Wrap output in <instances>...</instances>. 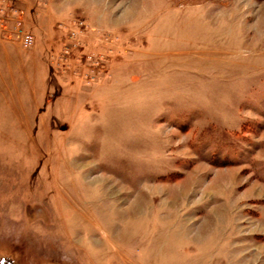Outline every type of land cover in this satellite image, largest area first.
Here are the masks:
<instances>
[{"label":"rangeland","instance_id":"obj_1","mask_svg":"<svg viewBox=\"0 0 264 264\" xmlns=\"http://www.w3.org/2000/svg\"><path fill=\"white\" fill-rule=\"evenodd\" d=\"M3 5L0 254L264 264V0Z\"/></svg>","mask_w":264,"mask_h":264},{"label":"built area","instance_id":"obj_2","mask_svg":"<svg viewBox=\"0 0 264 264\" xmlns=\"http://www.w3.org/2000/svg\"><path fill=\"white\" fill-rule=\"evenodd\" d=\"M5 11H6V9H5V5H3V0H0V14L5 13ZM7 11L8 12H6V13L10 14V16H16L17 15L16 9H8ZM2 22L3 21L0 20V24ZM16 29H17V32L19 33L18 37H19V41H20L21 46L24 49H28V48L32 47V45L34 44V37L28 33H23L19 23H17Z\"/></svg>","mask_w":264,"mask_h":264},{"label":"flooded vegetation","instance_id":"obj_3","mask_svg":"<svg viewBox=\"0 0 264 264\" xmlns=\"http://www.w3.org/2000/svg\"><path fill=\"white\" fill-rule=\"evenodd\" d=\"M0 264H18L13 256L0 254Z\"/></svg>","mask_w":264,"mask_h":264}]
</instances>
